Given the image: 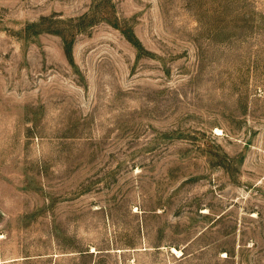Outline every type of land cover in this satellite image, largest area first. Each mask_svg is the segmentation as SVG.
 <instances>
[{
	"label": "rangeland",
	"instance_id": "374dc122",
	"mask_svg": "<svg viewBox=\"0 0 264 264\" xmlns=\"http://www.w3.org/2000/svg\"><path fill=\"white\" fill-rule=\"evenodd\" d=\"M0 264H264V0H0Z\"/></svg>",
	"mask_w": 264,
	"mask_h": 264
}]
</instances>
